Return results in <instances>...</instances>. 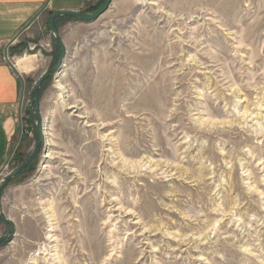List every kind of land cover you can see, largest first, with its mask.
I'll return each instance as SVG.
<instances>
[{
  "label": "rangeland",
  "instance_id": "374dc122",
  "mask_svg": "<svg viewBox=\"0 0 264 264\" xmlns=\"http://www.w3.org/2000/svg\"><path fill=\"white\" fill-rule=\"evenodd\" d=\"M48 20L0 44V184L42 137L0 191V264H264V0H111L55 18L63 54Z\"/></svg>",
  "mask_w": 264,
  "mask_h": 264
},
{
  "label": "crops",
  "instance_id": "0c3cea01",
  "mask_svg": "<svg viewBox=\"0 0 264 264\" xmlns=\"http://www.w3.org/2000/svg\"><path fill=\"white\" fill-rule=\"evenodd\" d=\"M87 1L0 0V44L7 46L23 34L31 38L29 34L43 33L51 14L83 10ZM35 15H38L36 19L23 29ZM19 96L18 79L13 69L0 61V170L9 158L13 137L19 135Z\"/></svg>",
  "mask_w": 264,
  "mask_h": 264
},
{
  "label": "water",
  "instance_id": "95a60500",
  "mask_svg": "<svg viewBox=\"0 0 264 264\" xmlns=\"http://www.w3.org/2000/svg\"><path fill=\"white\" fill-rule=\"evenodd\" d=\"M111 2V0H105L104 3L95 11H93L91 14H87V13H82L79 11H57L53 14H51V16L49 17L48 20V26L50 28V32L52 33L53 37L56 39V41H58V43L60 44L61 47V53H64L65 47L63 45L62 39L57 31V29L55 28L54 25V20L55 18L61 17V16H71L77 19H81V20H91L96 18L98 15H100L102 12H104L109 3ZM46 6V5H45ZM38 15H35L24 27L26 28L31 22H33L36 17ZM22 29V30H23ZM10 67L16 72V70L13 68L12 64H10V62H8ZM52 70H49L48 72H46L45 74H43L37 81L36 86H35V93H34V100H35V112H37L38 108H37V96H38V92H39V86L41 84V82L48 76V74L52 73ZM37 122V128L39 133L41 134L40 131V120L39 117H37L36 119ZM21 123H20V127H19V135L21 134ZM42 146V137H40L39 143L36 147V149L27 157V159L15 170L13 171L11 174H9L7 177H5L2 181V183L0 184V191L1 189L12 179V177H14L15 175L19 174L20 172H22L27 166L28 164L31 162V160L37 155V153L40 151ZM0 221L6 225H8V229L5 231V233L0 237V244L6 240V238L13 232L14 229V224L13 222L7 217L4 216L2 213H0Z\"/></svg>",
  "mask_w": 264,
  "mask_h": 264
},
{
  "label": "bare ground",
  "instance_id": "6f19581e",
  "mask_svg": "<svg viewBox=\"0 0 264 264\" xmlns=\"http://www.w3.org/2000/svg\"><path fill=\"white\" fill-rule=\"evenodd\" d=\"M30 62H31V60L29 59V58H22L21 60H20V62H19V65H21V64H25V63H28V64H30ZM51 240H53V239H51ZM51 242V241H50ZM42 247V246H41ZM44 248V247H43Z\"/></svg>",
  "mask_w": 264,
  "mask_h": 264
}]
</instances>
